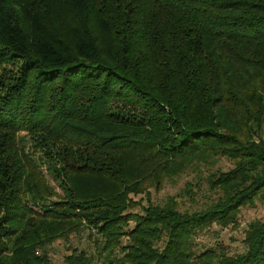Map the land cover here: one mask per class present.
<instances>
[{
    "label": "trees",
    "instance_id": "16d2710c",
    "mask_svg": "<svg viewBox=\"0 0 264 264\" xmlns=\"http://www.w3.org/2000/svg\"><path fill=\"white\" fill-rule=\"evenodd\" d=\"M256 202L264 0H0V264H264Z\"/></svg>",
    "mask_w": 264,
    "mask_h": 264
},
{
    "label": "rangeland",
    "instance_id": "374dc122",
    "mask_svg": "<svg viewBox=\"0 0 264 264\" xmlns=\"http://www.w3.org/2000/svg\"><path fill=\"white\" fill-rule=\"evenodd\" d=\"M44 170V168H43ZM45 171V170H44ZM47 176V174H46ZM51 185L56 189V191H60L57 185L50 180L48 177ZM183 184V181L179 183V185H174V186H166V189L164 191L160 192V196L164 195L167 192L170 193H175V191L181 187ZM264 215V204L256 202V204L252 207H244L241 210L240 216H239V225L237 228H224V229H219L217 231V234H214V238H210L212 242L213 239H216L218 241H222L226 246L229 247L231 251H242L244 249V245L242 243V238H243V230L246 228L247 224L249 221L252 219L261 217ZM204 238V237H203ZM70 244L73 247H77L79 249L83 248L84 250L88 251L91 253L93 251L91 245L89 244V241L87 239V231L84 232V234L77 238V239H72L70 241ZM66 245H64L61 241L53 244L50 250V257L52 259V262L54 264H61L62 256L65 254L66 250Z\"/></svg>",
    "mask_w": 264,
    "mask_h": 264
}]
</instances>
